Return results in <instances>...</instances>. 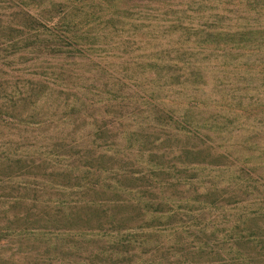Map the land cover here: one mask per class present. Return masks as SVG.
Listing matches in <instances>:
<instances>
[{
	"label": "trees",
	"instance_id": "16d2710c",
	"mask_svg": "<svg viewBox=\"0 0 264 264\" xmlns=\"http://www.w3.org/2000/svg\"><path fill=\"white\" fill-rule=\"evenodd\" d=\"M262 20L264 0H0V264H53L49 252L59 250L77 257L69 264H124L113 260L117 250L147 253L141 245L160 234L173 259L156 264H264V251L251 257L236 246L245 236L234 230L264 226V194H254L249 177L259 169L264 192L263 156L215 160L235 169L224 174L246 195L235 191L225 204L204 187L164 196L157 171L166 165L157 155H165L163 129L177 121L191 132L176 110L192 102L174 97L177 89L197 85V62L252 50L264 39ZM243 107L233 109L256 114ZM199 166L178 185L213 167ZM221 224L230 229L205 238ZM257 237L250 231L246 241L264 247Z\"/></svg>",
	"mask_w": 264,
	"mask_h": 264
},
{
	"label": "rangeland",
	"instance_id": "374dc122",
	"mask_svg": "<svg viewBox=\"0 0 264 264\" xmlns=\"http://www.w3.org/2000/svg\"><path fill=\"white\" fill-rule=\"evenodd\" d=\"M262 23V26H264V20H262ZM250 48L248 51L246 49H239L235 52L224 50L227 52L226 54L219 52L218 55H213L206 60L197 62L198 66L204 67L201 71L200 79L196 78L195 83L197 85L194 84L187 88L177 89L180 93L174 97L178 96L180 99L189 98L192 102V107H181L179 110H176L178 111L176 117L179 120H188V127L191 132L182 130L177 121L171 127L167 126L163 129L164 133L161 136L159 147L162 151L160 153L165 155L163 157H160L159 154L157 155L158 159H166V165L161 166V170L157 171L159 180H162V182L167 181L162 191L164 196L171 192H174L172 197L176 198L187 195L194 196L196 193L204 192L201 189V187H204L206 189L204 193L211 192V195H208L207 199L222 200L220 201L222 204H225V200L239 198L235 196V191H237L242 199H245L246 195L237 190L244 188L243 185L241 183L228 182V178L224 174L232 176L235 169L228 166L227 163L220 165L215 160L225 158L231 160L233 157H239L242 160L243 158L251 157L250 155H255L258 158L259 156L264 157V146L259 148L261 143L264 145V72L259 70L260 67H257L260 63L264 64V39L258 41L252 50ZM244 62L251 63L254 69L241 66ZM194 79L192 77L190 81ZM237 103L245 106L243 107L244 110L253 109V113L256 114L248 117L247 115H243V110L240 111L241 113L239 112L240 114H237L233 109V106L237 105ZM149 124L145 126V131H148ZM249 135L250 141L244 140V137H248ZM165 137L170 140L163 141ZM173 143V147L169 145ZM199 161V167L205 166V164L213 166L211 172H208L207 176H202L200 179H196L197 181L194 180L188 185H186L187 183L178 185V179L181 175L186 171H190L194 166L196 167ZM140 169L149 174V166H146V168L140 167ZM194 169L195 171L202 170L198 168ZM256 171H254V176H249L250 180L253 181L250 189L254 191L255 195L264 194L262 191L263 187L260 185L263 182L255 179V175L261 172L259 169H256ZM255 180L258 183L254 184ZM154 190L161 195L158 188H154ZM130 197L133 198V195L131 194ZM147 198L154 197L146 196L145 199ZM135 206L137 212L142 210L136 203ZM204 215L207 216L208 212H204ZM157 222L158 220H153L152 223ZM235 222L237 221L234 219L231 224ZM229 229L230 225L226 224L212 226L209 230L217 232L214 235H209L212 232H208L205 238L210 236V242H212L214 239L221 237ZM234 230L238 237L240 235L245 236L243 241H240L239 238L236 239L237 247L248 251L249 255L256 254V251L258 253L264 251L263 245H251V243L246 241V237L250 231L254 232L256 236H260L257 239L264 241V237H261L264 236V226L262 224L254 226L250 221H246L241 225L237 224ZM156 231L158 232V230H153L152 234L157 233ZM93 239L101 241L103 248L110 253L111 249H108L106 241L102 240L99 235H93ZM165 239L167 237L160 234V236L158 235L152 239L151 243L146 241V244L141 245L140 248L148 249L147 253L142 254L140 250H136L137 252L126 254L125 250L122 252L117 250L112 258L124 264H126V261L132 262L137 258H139V261L141 259L150 261L151 264H156V261L159 260H171L173 256L169 251V246H167L168 249L164 247V244L167 245ZM78 240L80 243L83 241L87 242L83 237H80ZM191 250L190 246H185L184 255L189 258L195 257ZM59 251L61 254L49 252L53 258V264H69V261L77 260V257L73 254H63L61 250ZM130 255L132 256L126 260L125 257ZM174 259L176 260L177 257H174ZM164 263L166 264L167 261ZM175 264H178L177 261Z\"/></svg>",
	"mask_w": 264,
	"mask_h": 264
}]
</instances>
